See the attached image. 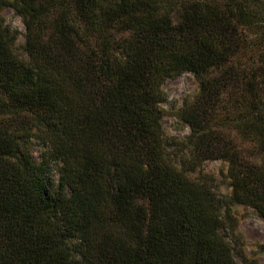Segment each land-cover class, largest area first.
<instances>
[{"label":"trees","instance_id":"16d2710c","mask_svg":"<svg viewBox=\"0 0 264 264\" xmlns=\"http://www.w3.org/2000/svg\"><path fill=\"white\" fill-rule=\"evenodd\" d=\"M235 206L264 221V0H0V264H239Z\"/></svg>","mask_w":264,"mask_h":264},{"label":"rangeland","instance_id":"374dc122","mask_svg":"<svg viewBox=\"0 0 264 264\" xmlns=\"http://www.w3.org/2000/svg\"><path fill=\"white\" fill-rule=\"evenodd\" d=\"M6 24L18 34L16 52L23 56L22 44L24 43L25 28L22 19L11 8H5L2 13ZM167 103L162 107L165 111L163 129L168 137H184L189 134V128L179 118V109L184 101L192 100L198 91V83L192 74L186 73L177 79L168 80L164 85ZM33 156L39 160L40 147L33 144L30 147ZM225 164L221 161L205 163L201 172L209 174L219 184V195L229 194L227 181L222 178ZM195 177V176H193ZM232 221V222H231ZM230 223L224 222V232L230 239L234 258L239 264H264V255L259 246L264 243V221L251 209L241 206L232 208Z\"/></svg>","mask_w":264,"mask_h":264}]
</instances>
